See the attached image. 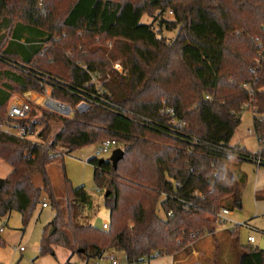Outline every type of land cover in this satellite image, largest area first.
Masks as SVG:
<instances>
[{
  "label": "trees",
  "instance_id": "1",
  "mask_svg": "<svg viewBox=\"0 0 264 264\" xmlns=\"http://www.w3.org/2000/svg\"><path fill=\"white\" fill-rule=\"evenodd\" d=\"M154 11L173 15L161 23L177 30L174 40L154 23H142ZM0 50V123L11 95L40 91L10 62L76 89L90 81L85 70L105 75L111 58L122 59L129 74L115 73L102 96L152 123L138 125L101 105L68 119L32 104L30 119L18 124L35 130L43 123L41 145L0 132V158L11 166L0 188V219L18 212L26 228L46 195L55 216L43 230L41 255L69 250L67 264H89L110 253L123 254L127 264L174 256L217 231L220 208L233 210L229 199L240 206L245 176L230 164L248 162L252 153L241 147L245 158H232L194 142L230 146L249 105L264 158V0H0ZM53 95L72 107L81 100L63 87ZM170 109L185 123L174 132ZM37 112L41 119H32ZM50 121L61 125L54 135ZM108 138L124 151L117 168L105 159L88 161L110 217L104 230L103 223H91L95 202L86 188L73 187L65 175L61 201L47 169L64 153ZM231 234L239 243L238 229ZM239 260L264 264V252L251 244Z\"/></svg>",
  "mask_w": 264,
  "mask_h": 264
},
{
  "label": "rangeland",
  "instance_id": "2",
  "mask_svg": "<svg viewBox=\"0 0 264 264\" xmlns=\"http://www.w3.org/2000/svg\"><path fill=\"white\" fill-rule=\"evenodd\" d=\"M153 13L155 14L154 18L148 15L144 16L142 23H154L155 30L161 36L170 41L174 40L178 33L177 30L165 29V25L161 23L162 19H171L173 15L168 12L166 15L155 11ZM106 46L110 50L113 48L110 43H106ZM107 62L110 64L108 72H112V76L116 73L113 71L116 64H119L122 69V72L118 74L124 77L125 75L128 76L129 69L125 67L122 59L115 60L111 58ZM29 97L41 101L37 95L30 94ZM38 108L42 109L41 107ZM36 114L37 116L32 119L40 120L41 113L37 112ZM241 120L242 122L235 131L230 144L231 146L240 145L248 153L257 154L259 143L255 135L252 109L247 108L241 114ZM50 123L53 126L54 135L60 130L61 125L57 121H50ZM44 129L43 123L38 124L36 129L38 135ZM250 130L252 134L249 133ZM38 135L34 137L33 142L41 143ZM98 148L99 144H93L80 148L73 153H64L63 158L49 165L47 170L61 201H64L65 198V175L73 187L83 186L86 188L93 202H95L91 223L100 226L102 223H108L110 217L104 206L103 190L97 187L94 180V168L88 161L94 158L109 160L111 153L109 155L97 154ZM230 167L238 177H240V174L245 176V180L239 188L240 206L239 203H236L235 198L227 201V205L229 204L233 208L231 222L217 227L214 234H205L189 248H185L169 257H173L177 261H184L183 264H239L243 248L251 245L248 243V238L253 236L256 239V242L253 243L254 246H258L264 238V167H258L250 161L233 162ZM10 172L11 166L0 158V180L7 178ZM33 180L34 184L39 186L41 175L35 174ZM42 199L43 202L48 204V207L43 208L42 205H39L26 228L23 227L18 212L0 219V264H67L70 257L69 250L56 247L54 248L55 254L41 255L40 244L43 230L55 216V211L46 195H43ZM159 215L165 217L162 211L159 212ZM243 224L248 227L242 226ZM236 225H241L238 227L239 243L236 242V235H232L230 231L234 230L233 228ZM20 248H24V251H19ZM194 251L197 254H193ZM119 256L124 258L123 254ZM165 257L166 255L154 257L149 262L145 260L140 264H158Z\"/></svg>",
  "mask_w": 264,
  "mask_h": 264
},
{
  "label": "built area",
  "instance_id": "3",
  "mask_svg": "<svg viewBox=\"0 0 264 264\" xmlns=\"http://www.w3.org/2000/svg\"><path fill=\"white\" fill-rule=\"evenodd\" d=\"M3 57V54L0 50V58ZM9 65L11 68L13 67L16 69V72L21 75L23 79L31 80L38 84L40 91L37 92L38 97L41 101H36L29 97L28 93L24 94L23 99H16L14 102L8 106L7 108V118L4 122L0 123V132H3L7 135L13 136L18 138L19 140H23L26 142H30L33 144H40L36 141L33 142L35 136L38 135L37 130H33L32 128H27L25 126H20L18 122L20 121H27L30 119L33 111H32V104L41 107L44 110H47L51 114H55L59 117H65L68 119H73L77 114H86L92 110L94 105H101L107 111H111L115 114L125 116L129 118L132 122L141 125H150L152 124L151 121L142 116L138 115L137 113L127 109L122 108L121 106L113 103L108 98L106 99L103 94L104 85L109 81L112 77V72H107L105 75H101L100 73L89 72L85 70L90 78V81L85 84L84 87L74 89L71 85L67 84V82L63 80L56 79L55 77L49 75L45 71H40L33 66H27L23 64H19L17 62H10ZM119 64H116L113 67V71L116 73H121L122 69ZM126 76V75H125ZM63 87L69 94L71 95H78L81 97V100L77 103L76 107H72L69 104L64 102H60L55 95H53L55 88ZM245 89H249L248 86H244ZM250 90V89H249ZM247 108H250L247 105ZM253 112V109H252ZM166 113L169 116H172L173 119L169 122V130L176 131L177 128H183L185 123L179 121L175 118V111L173 109L167 110ZM252 134V131H249ZM37 134V135H36ZM197 145L206 146L208 149L214 152H220L223 155L234 157V158H245V154L241 152L240 145H233V146H224V145H213L206 142H201L199 140H195ZM41 145V144H40ZM119 148V143L117 140L110 139L105 140L99 144V148L97 150V154L100 155H109L112 154L114 150ZM259 152L257 154H252L249 156L247 161L255 163L258 167H264V158ZM193 195L198 197L200 196L198 191H194ZM48 204L45 202L43 203V208H47ZM231 211L225 207L220 208L219 212L216 215V225L217 227L224 226L227 223L231 222ZM169 217H172L171 213H168ZM241 225H236L233 229H238ZM246 226L247 225H242ZM102 228L104 230L108 229V223H103ZM256 242V239L251 236L248 238V243L253 244ZM19 251L23 252L24 248H20ZM107 264H127L122 261V259L116 255L112 254L109 255L107 258Z\"/></svg>",
  "mask_w": 264,
  "mask_h": 264
},
{
  "label": "crops",
  "instance_id": "4",
  "mask_svg": "<svg viewBox=\"0 0 264 264\" xmlns=\"http://www.w3.org/2000/svg\"><path fill=\"white\" fill-rule=\"evenodd\" d=\"M30 94L37 95L38 93L36 91L35 92L34 91H31L30 93H28V95H30ZM11 96L12 97L10 98V100L7 103V108H8L9 105H11L14 102V100H16V99H23L24 98V95L23 96H19L17 94H14V95H11ZM257 247H259V245ZM192 253L193 254H197L196 251H194ZM112 254H114V253L106 254L102 258L97 259L95 262H92V263L90 262L89 264H107V258H108L109 255H112ZM183 263H185V262L184 261H177L173 257L166 256L161 261H159L158 264H183Z\"/></svg>",
  "mask_w": 264,
  "mask_h": 264
},
{
  "label": "water",
  "instance_id": "5",
  "mask_svg": "<svg viewBox=\"0 0 264 264\" xmlns=\"http://www.w3.org/2000/svg\"><path fill=\"white\" fill-rule=\"evenodd\" d=\"M124 157H125L124 151L121 148H118V149H116V150L113 151V153L111 154V157H110L109 161L112 163L114 169L117 168L118 163ZM103 161H104V159H101V162H103ZM2 183H3V179L0 180V188L2 186ZM259 249L264 252V238L259 243Z\"/></svg>",
  "mask_w": 264,
  "mask_h": 264
}]
</instances>
